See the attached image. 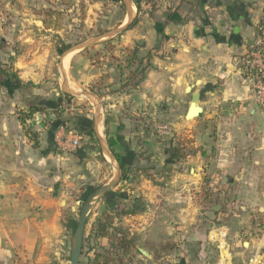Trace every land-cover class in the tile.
Here are the masks:
<instances>
[{
    "label": "crops",
    "instance_id": "crops-1",
    "mask_svg": "<svg viewBox=\"0 0 264 264\" xmlns=\"http://www.w3.org/2000/svg\"><path fill=\"white\" fill-rule=\"evenodd\" d=\"M2 1L5 9L16 4ZM144 9L119 52L137 45L147 52L160 43L166 55L151 59L136 89L119 90L118 63L113 67L91 52L69 54L62 42L54 55L31 47L0 54V68L9 74L0 69V264H47L53 238L68 250L72 222L66 215L73 217L79 205L74 194L88 197L113 180L118 165L128 174L94 202L87 243L96 218L109 211L132 237V264H264V112L235 64L264 20V0H160ZM127 55H118L123 66ZM11 61L16 72L6 69ZM45 79H56L52 100L73 96L76 86L99 97L79 95L90 96L89 108L70 103L64 109L80 131L72 123L58 125V112L52 122L51 108L21 122L33 90L28 84L39 88ZM195 92L202 112L187 120ZM73 132L89 141L61 145L59 138L71 140ZM112 137L120 159L109 145ZM176 138L195 152L174 161L168 149ZM99 242L103 251L108 241ZM86 250L80 261L93 258Z\"/></svg>",
    "mask_w": 264,
    "mask_h": 264
},
{
    "label": "rangeland",
    "instance_id": "rangeland-1",
    "mask_svg": "<svg viewBox=\"0 0 264 264\" xmlns=\"http://www.w3.org/2000/svg\"><path fill=\"white\" fill-rule=\"evenodd\" d=\"M15 5L12 9H5L4 2L0 0V54L1 55H16L17 53H23L28 47L33 48V51L41 49H50V55H54L55 45L62 42L63 49L66 51L75 45L81 44L88 40H92L98 36H102L109 31L115 30L123 24L127 19V7L123 0H14ZM133 2V18L138 16V21L140 18L139 12H143L146 6L154 7L160 0H141L140 10H138L135 0ZM9 0H7V3ZM23 13H19L20 11ZM133 19V20H134ZM136 23V24H137ZM134 25L133 27H135ZM132 27V28H133ZM131 28V29H132ZM129 29L124 30L122 33L117 34L114 37L104 39L103 41H98L94 45L82 50V52L92 53V56L104 57L108 62H114V66L121 60V57H125V52H119L117 47L122 36ZM109 43V44H108ZM107 44V45H106ZM32 50V49H31ZM47 51V50H44ZM121 51V50H120ZM48 52V51H47ZM52 57V56H50ZM108 58V59H107ZM12 62V61H11ZM126 61L124 60V63ZM112 64V63H111ZM10 72H16L13 62L6 64ZM1 67V66H0ZM116 69V68H115ZM129 70V69H128ZM56 68L51 71V76H58L56 74ZM49 76L46 73L45 77ZM40 86L47 90L44 93H40V86L36 88L34 85L28 84V86H33V90L30 88L28 100L30 104H36L39 106H45L48 100L56 99L54 95L53 85L56 88V79H45ZM53 82L50 88H46L49 83ZM101 83V80L97 84ZM100 86V85H98ZM89 88L83 86H76L74 88L75 92H82L88 90ZM101 88H98L100 91ZM73 90V89H72ZM37 91L38 93H34ZM71 103L73 105H79V109L82 107L89 108V103L86 98L90 96H72ZM80 98V99H79ZM92 98V97H91ZM85 103V105H84ZM70 103L67 101L62 105L64 109L69 108ZM46 107V106H45ZM77 108V106H76ZM83 108V110H84ZM48 109V108H45ZM50 110H46L47 113ZM27 112V111H26ZM86 112V111H84ZM83 113V112H82ZM25 116L26 113H21ZM91 115L94 112L89 113ZM183 116V114H182ZM30 121V119H29ZM159 130V129H158ZM164 130V128H163ZM79 133V132H78ZM80 134V133H79ZM81 141L86 143L89 141L86 135H82ZM177 142H178V138ZM102 185L101 183L99 186ZM82 192L74 194V200L79 201V205H75V209L71 211V214L77 221L79 219L80 210L82 204L85 200L82 196ZM223 199L228 200V192L224 195ZM102 197V196H101ZM100 197V198H101ZM81 198V199H80ZM83 198V199H82ZM87 198V197H86ZM85 198V199H86ZM98 200V199H97ZM96 200V201H97ZM95 201V202H96ZM94 205V204H93ZM93 208V206H92ZM91 208V210H92ZM90 210V212H91ZM89 212V213H90ZM89 215V214H88ZM88 219V217H87ZM76 221L72 222V227L69 231L70 236L74 234L73 228L75 227ZM258 233H260V227L258 226ZM71 237H69L70 245L68 250L62 251L60 249V240L53 238L50 242V246L46 247L47 257L45 263L47 264H71L69 260L71 253ZM216 251V250H215ZM60 252V253H59ZM64 254V255H63ZM43 259H41L42 262ZM83 260V257H82ZM61 261L62 263H58Z\"/></svg>",
    "mask_w": 264,
    "mask_h": 264
},
{
    "label": "trees",
    "instance_id": "trees-1",
    "mask_svg": "<svg viewBox=\"0 0 264 264\" xmlns=\"http://www.w3.org/2000/svg\"><path fill=\"white\" fill-rule=\"evenodd\" d=\"M135 4L138 10H140L141 0H135ZM137 21L138 16H136L135 19L129 24L128 29H131L134 25H136ZM86 52H88V50ZM127 52L128 55L124 66L122 64H119L118 66L119 73L122 77V85L119 90L138 88V86L145 78L146 70L151 65V59L154 56L164 57L166 55L161 49L160 43H158L147 52H142L140 45L135 46L133 49H127ZM0 69L2 73L9 77V74L5 70H3L2 68ZM72 98V96L66 95L64 99L60 101L48 100V103H45L46 107H42L34 103L30 104L29 111L25 114V116L23 114H20V120L23 124H25L26 121L31 119L35 113L42 112L45 110V108H51L53 109L54 114L55 112L60 113L59 118L61 119V121H59L58 125H61L68 129L73 125V128L75 130H79V128L72 123V117H65L63 115L65 113V110L64 108H62V105L66 101L68 103H71ZM77 117L81 118L83 116ZM55 121L56 119H52V122ZM70 123H72V125H69ZM90 130H92V127ZM27 132H30V129H27ZM116 142L117 141L114 137L109 139V145L112 149V152L118 159H120V156L115 152L113 148ZM182 143L184 142H171V144L169 145L168 153L170 158H172L174 161H181L182 159H185L188 154H193L195 152V148H187L183 146ZM126 174H128L127 170L123 172V175ZM114 196H117V193H115ZM113 204H117V199H114ZM135 208L136 206L133 207V210H125L123 211V213H132L133 211H135ZM111 209H113V207ZM66 219H71V222L76 221L73 217L68 218V214L66 215ZM114 219L115 214L109 211L103 212L98 218H96L88 239V243L86 242L87 238L84 239L85 242L83 243V249L87 248L86 253L92 250L94 256L93 258H89L87 262L80 261V264H132V237L127 232V230L114 225ZM77 223L78 220L76 221L75 227L73 228L74 233ZM73 236L74 234L70 236L71 239H73ZM103 238L107 239L108 245L107 247L105 246L106 248L103 251H99L96 247L98 245L102 247L99 239ZM90 240H93L94 244H91ZM173 246H175V244H173ZM82 254H84L83 251ZM69 260H71V257H69Z\"/></svg>",
    "mask_w": 264,
    "mask_h": 264
},
{
    "label": "water",
    "instance_id": "water-1",
    "mask_svg": "<svg viewBox=\"0 0 264 264\" xmlns=\"http://www.w3.org/2000/svg\"><path fill=\"white\" fill-rule=\"evenodd\" d=\"M126 7H127V19L121 26L116 28L115 30L109 31L106 34L102 36H98L92 40H88L86 42H83L81 44L75 45L74 47L69 49V54L71 52H79L82 51L92 45H94L98 41H103L104 39L111 38L116 36L117 34L122 33L124 30L128 29L129 24L133 21V13H134V8H133V2L131 0H123ZM64 71V70H63ZM67 80L66 75H65V81ZM191 86L187 87V91L191 90ZM71 95H87V94H93L97 99H99L96 94H94L91 90H85L82 92H70ZM200 92H195L192 97V102L189 106V109L186 114V119L191 120L194 118H197L200 116L202 112V107L198 104L200 102ZM97 118L100 117V109H97ZM51 118H55V114H51ZM107 150V149H105ZM108 155L111 158H114L113 155L108 152ZM123 176L122 168L118 165L117 167V173L116 176L111 180L109 183L104 184L97 189H95L89 196L85 199V201L82 204L81 210H80V215L78 219V223L76 226V230L72 239V244H71V264H80V257L83 251V243H84V235H85V228H86V222H87V217L88 214L94 204V202L99 199L101 196H104L106 192L114 188L118 185V183L121 181ZM65 203V200L62 201V204Z\"/></svg>",
    "mask_w": 264,
    "mask_h": 264
},
{
    "label": "built area",
    "instance_id": "built-area-1",
    "mask_svg": "<svg viewBox=\"0 0 264 264\" xmlns=\"http://www.w3.org/2000/svg\"><path fill=\"white\" fill-rule=\"evenodd\" d=\"M235 64L237 72L250 85L256 102L264 112V20L257 24V33L250 44L249 51L237 57ZM72 136L71 140L60 137V144L72 148L80 146L82 136L77 132H73Z\"/></svg>",
    "mask_w": 264,
    "mask_h": 264
}]
</instances>
